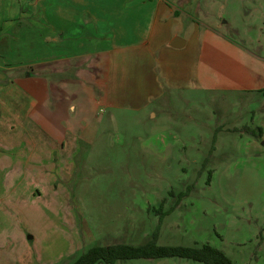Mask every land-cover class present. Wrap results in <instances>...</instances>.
I'll list each match as a JSON object with an SVG mask.
<instances>
[{
    "label": "rangeland",
    "instance_id": "obj_1",
    "mask_svg": "<svg viewBox=\"0 0 264 264\" xmlns=\"http://www.w3.org/2000/svg\"><path fill=\"white\" fill-rule=\"evenodd\" d=\"M186 7L201 22L217 21L246 66L251 51L264 59V0H190ZM228 40L220 42L217 59L231 57ZM7 44L0 40V64L10 69L0 65V264H73L94 247L142 246L156 232L159 246L209 245L233 264H264V78L235 73L257 90L252 93H173L156 118L95 114L84 126L92 142L69 138L64 145L39 126L41 83L21 79L33 70L19 72L22 63L40 60V48L20 43L5 53ZM262 62L254 65L264 76ZM99 107L95 100L93 109ZM24 109L29 135L17 117ZM115 264L204 263L141 258Z\"/></svg>",
    "mask_w": 264,
    "mask_h": 264
},
{
    "label": "crops",
    "instance_id": "obj_2",
    "mask_svg": "<svg viewBox=\"0 0 264 264\" xmlns=\"http://www.w3.org/2000/svg\"><path fill=\"white\" fill-rule=\"evenodd\" d=\"M189 2L0 0V40L10 43L4 46L5 53L20 43L31 47L28 37L36 39L32 46L40 48V60L22 63L26 68L19 72L33 70L28 72L36 75L34 79H21L41 83L45 108L39 126L45 136L64 145L69 138L73 144L92 142L84 126L95 114L130 112L156 118L161 103L188 89L219 94L257 91L245 87L235 73L241 69L262 80L254 64L264 59L251 51L250 60L243 59L250 64L242 63L235 56L238 46L225 37L219 23L201 22L198 13L186 7ZM176 38L184 40L180 49L171 46ZM222 39L234 47L225 60L216 58ZM95 100L99 109H93ZM24 113L25 109L17 117L23 120L24 135H29V123L24 121L29 114ZM77 121L81 123L72 124ZM53 128L64 138L53 135Z\"/></svg>",
    "mask_w": 264,
    "mask_h": 264
},
{
    "label": "trees",
    "instance_id": "obj_3",
    "mask_svg": "<svg viewBox=\"0 0 264 264\" xmlns=\"http://www.w3.org/2000/svg\"><path fill=\"white\" fill-rule=\"evenodd\" d=\"M261 132V130H259ZM211 176V175H210ZM191 187L187 189L190 191ZM186 192H181L180 197H185ZM173 209L169 211L171 213ZM158 233L153 236L152 241L142 246H131L114 244L109 246H97L82 256L73 264H115L119 260L131 259H159V258H181L201 262L204 264H233V262L222 251L209 245L202 248H191L183 246H159L157 244Z\"/></svg>",
    "mask_w": 264,
    "mask_h": 264
},
{
    "label": "water",
    "instance_id": "obj_4",
    "mask_svg": "<svg viewBox=\"0 0 264 264\" xmlns=\"http://www.w3.org/2000/svg\"><path fill=\"white\" fill-rule=\"evenodd\" d=\"M172 47L180 49L184 46V40L181 38H176L173 42V44H171Z\"/></svg>",
    "mask_w": 264,
    "mask_h": 264
}]
</instances>
